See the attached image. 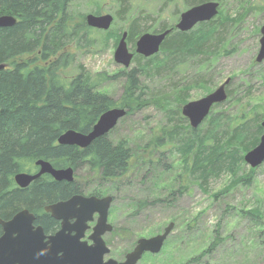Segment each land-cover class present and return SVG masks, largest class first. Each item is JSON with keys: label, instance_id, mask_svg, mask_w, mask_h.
Segmentation results:
<instances>
[{"label": "rangeland", "instance_id": "374dc122", "mask_svg": "<svg viewBox=\"0 0 264 264\" xmlns=\"http://www.w3.org/2000/svg\"><path fill=\"white\" fill-rule=\"evenodd\" d=\"M212 1L219 3L220 21L228 30L223 35L222 46L219 45L220 55L210 58L204 79V74L199 73L202 67L194 71L189 62L175 69L169 65L144 66L141 83L146 88L141 99L147 101L146 105L121 118L107 135L114 145L122 142L135 152L147 147L144 155L154 163L136 164L137 167L115 185L101 183L87 165L75 170V179L83 189L92 191L103 186L106 196L113 197L109 222L114 230L108 240L109 256L116 260H122L139 238L162 233L174 222L175 227L161 251L146 253L139 264H264V163L252 168L243 160L204 178L201 172L186 169L180 142H172L183 139L188 133L190 124L182 115L183 105L206 96L228 78L231 79L227 89L233 95L232 102H223L211 111L228 119L244 111L250 117L264 115V59L256 61L264 25V0ZM97 6L102 14L113 15L114 21L108 31L92 33V45L77 51L76 64L68 76L78 74V64L92 75L133 68L135 60L129 68L115 61L119 42L116 36L127 31L135 17L143 20L142 31L145 32L140 36L161 33L164 28L176 26L181 14L189 9L181 2L130 0L128 13L123 14L116 0H78L71 12L80 20ZM138 38L134 44L128 43L134 56ZM164 58L165 55L160 54V59ZM183 84H192L185 94L186 103L174 98L175 89ZM99 90L119 100L124 92V79L106 83ZM201 126L207 130V124L203 122ZM219 131L220 135L226 129ZM251 134L254 135V130ZM154 143L158 145L150 153ZM188 160L191 165L192 157ZM195 258L198 259L194 261Z\"/></svg>", "mask_w": 264, "mask_h": 264}, {"label": "trees", "instance_id": "16d2710c", "mask_svg": "<svg viewBox=\"0 0 264 264\" xmlns=\"http://www.w3.org/2000/svg\"><path fill=\"white\" fill-rule=\"evenodd\" d=\"M77 1L0 0V16L12 15L17 19L13 26L0 27V66L5 65L0 70V218L8 220L20 210L28 209L36 217L35 224L43 226L46 231L55 225L44 211L46 205L79 193L106 196V189L99 186L92 191L91 188L86 190L76 179L73 182L56 181L48 174L26 188H20L15 183V175L31 173L38 160H46L56 168L72 167L76 171L87 165L101 183L115 185L127 177L136 164L152 165L154 160L144 155L147 147L135 152L122 142L114 145L107 135L97 138L85 149L61 145L58 138L69 129L90 132L100 116L111 108L126 109L129 115L146 105L147 101L141 99L146 88L141 83L144 66L162 68L169 65L175 69L189 62L194 71L202 67L199 73L204 74V79L210 68V58L220 55L223 35L228 30L220 21L222 13L219 11L216 20L199 23L190 32L173 29L156 55L146 58L135 54L136 66L129 70L92 75L78 64V74L68 76L76 64L77 51L92 45L93 32H101L87 25L86 16L76 19L71 7ZM116 1L123 14L128 13L130 0ZM162 1L181 2L190 8L212 0ZM92 13L102 14L100 6ZM142 21L135 17L130 23L128 43L134 44L136 38L145 32L142 31ZM121 36V33L116 36V41ZM160 54L165 55L164 60L160 59ZM120 78L124 79V92L119 100L99 90L102 85L117 82ZM191 86L177 87L176 101L186 103L185 94ZM227 93L225 103L230 104L233 95L230 91ZM219 114L211 111L205 118L203 122L208 125L207 130L201 125L193 129L187 124V136L172 140L180 142L186 169L201 172L204 178L224 166L232 167L234 163L242 162L244 154L258 145L263 132L264 115L250 117L244 111L228 119L219 117ZM183 120L187 122V119ZM230 123L234 126H229ZM220 128L226 132L219 135ZM177 135L181 136V133ZM157 145L154 143L150 147V153ZM190 157L191 165L188 162ZM2 232L0 225V236Z\"/></svg>", "mask_w": 264, "mask_h": 264}, {"label": "water", "instance_id": "95a60500", "mask_svg": "<svg viewBox=\"0 0 264 264\" xmlns=\"http://www.w3.org/2000/svg\"><path fill=\"white\" fill-rule=\"evenodd\" d=\"M219 6L216 1H206L190 7L181 14L176 29L189 32L199 23L213 20L219 14ZM16 21L17 19L12 15H2L0 27L13 26ZM113 21L114 16L108 13L86 15L87 25L102 31H108ZM171 31L172 29H167L161 33H143L136 41L135 53L146 58L157 54ZM261 35L257 62L264 59V25L261 27ZM127 36V31L123 32L117 44L114 59L118 64L129 68L134 53L129 50ZM4 68L5 65L0 66V70ZM230 80L228 78L218 88L199 100L189 101L183 105L182 115L188 119L193 129H197L203 123L213 106L222 104L228 99L227 86ZM126 115V109L111 108L100 116L90 132L69 129L58 138V143L85 149L97 138L108 135ZM261 126L263 132L258 145L244 155V161L252 168L264 163V119ZM35 165L39 167L37 173L21 172L15 175V182L20 188L28 187L43 174L51 175L56 181L73 182L75 180V170L72 167L56 168L46 160H38ZM84 196L77 194L68 200L45 207L46 212L62 222V228L55 235L47 236L44 228L35 224L36 217L28 209L20 210L8 220L0 218L3 231L0 236V264H137L145 252L159 253L175 227L174 222H170L162 233L149 238H140L123 262L113 258L105 260L110 249L102 236L113 230V226L108 223L113 197ZM95 213L99 214V220L91 236L93 245H87L86 242L81 241V238L87 228V221L91 220ZM74 218L77 222L70 224L69 220ZM77 224H80V227ZM72 230H76V234H71Z\"/></svg>", "mask_w": 264, "mask_h": 264}, {"label": "flooded vegetation", "instance_id": "af4514ba", "mask_svg": "<svg viewBox=\"0 0 264 264\" xmlns=\"http://www.w3.org/2000/svg\"><path fill=\"white\" fill-rule=\"evenodd\" d=\"M170 28H174L175 29V26L174 27H169V28H166V29H162V32H164V31H166L167 29H170ZM35 169L33 170V172H31V174H35V173H37L38 171H39V167L37 166V165H35ZM28 173V172H27ZM44 175H47V174H43V175H41L39 178H41L42 176H44ZM49 175V174H48ZM52 177V176H51ZM53 178V177H52ZM54 179V178H53ZM15 180V179H14ZM67 182V181H66ZM16 183V182H15ZM18 186V185H17ZM19 187V186H18ZM79 194H81V193H79ZM77 195V194H76ZM81 195H85L84 197H91V196H94V195H88V194H81ZM74 196V195H73ZM72 196H69L68 198H66V199H64V200H60V201H65V200H68V199H70ZM95 197H98V198H101V197H105V196H95ZM59 202V201H58ZM54 203H56V202H54ZM47 206V205H46ZM45 206V207H46ZM45 207H44V211L46 212V210H45ZM109 212H110V210H109ZM47 214H49L50 215V217L54 220V222H55V225H54V227L52 228V229H50V230H48V231H46L45 229H44V231H45V234L47 235V236H51V235H55L61 228H62V222H61V220H56L55 218H53L52 216H51V214L49 213V212H46ZM98 220H99V214H97V213H95L94 215H93V218L91 219V220H89V221H87V223H86V225H87V228H86V230L84 231V236L81 238V241L82 242H86L87 243V245H93V240L91 239V236H92V234H93V232H94V228H95V226H96V224H97V222H98ZM70 221V224H75L76 222H77V219L76 218H74V219H70L69 220ZM108 223H110L109 222V215H108ZM112 225V224H111ZM77 226L78 227H80V224H77ZM43 227V226H42ZM113 230H114V228H113ZM113 230L112 231H109V232H106L102 237H103V240L105 241V243H106V245H107V247L110 249V253L108 254V255H106L105 256V260H107V259H109V258H112V257H110L109 255L111 254V244H110V241L108 240V237L110 236V234H112V232H113ZM71 234H76V230H72L71 231ZM140 239V238H139ZM138 239V240H139ZM138 240L136 241V244L134 245V247L129 251V252H127L126 254H125V256H124V258L122 259V260H117V261H119V262H123V261H125L126 260V256H127V254L128 253H130L134 248H135V246L137 245V242H138ZM164 246V245H163ZM146 253H150V252H145L144 254H143V256L146 254ZM151 254H153V253H151ZM109 256V257H108ZM142 256V257H143ZM113 259H115V258H113ZM116 260V259H115ZM141 260V259H140ZM140 260L137 262V264H139V262H140Z\"/></svg>", "mask_w": 264, "mask_h": 264}]
</instances>
